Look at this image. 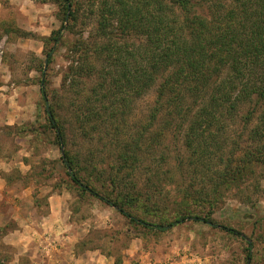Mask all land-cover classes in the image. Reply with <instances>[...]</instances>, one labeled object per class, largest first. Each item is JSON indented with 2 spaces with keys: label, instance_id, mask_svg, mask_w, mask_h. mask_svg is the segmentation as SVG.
<instances>
[{
  "label": "rangeland",
  "instance_id": "rangeland-1",
  "mask_svg": "<svg viewBox=\"0 0 264 264\" xmlns=\"http://www.w3.org/2000/svg\"><path fill=\"white\" fill-rule=\"evenodd\" d=\"M91 9L89 4L82 8L75 33L63 30L53 62L47 66L45 40L61 28L58 1L0 0V264H247V240L252 243V264H264V179L257 180L262 168L256 180L223 191L222 204L213 214L220 226L241 236L193 221L166 232L149 231L71 184L61 161L64 150L88 169L92 184L104 193L101 185L118 175L123 141L141 128L156 99L151 90L133 100V112L125 121L109 122L99 132L88 128L84 134L76 109L99 75L81 76L70 89L75 76L69 69L74 55L70 48L79 39H102ZM95 63L100 70L102 60ZM43 73L50 104L68 135L64 150L47 121L40 90ZM115 129L119 133L114 135ZM107 131L113 136H107ZM236 131L237 127L228 131L231 139H236ZM172 135L168 131L160 146L145 143L137 170L127 180L132 184L128 189L119 184L115 190V196L136 192L133 197L140 203L152 196L159 204L152 211H161L157 217L136 212L151 222L172 218L182 203L181 191L196 183L189 169L183 174L178 171L182 163L187 164L188 150L184 137L179 142ZM152 169L160 179L156 195L148 189ZM257 184L263 190L255 189ZM187 203L192 213L207 215V204Z\"/></svg>",
  "mask_w": 264,
  "mask_h": 264
},
{
  "label": "trees",
  "instance_id": "trees-1",
  "mask_svg": "<svg viewBox=\"0 0 264 264\" xmlns=\"http://www.w3.org/2000/svg\"><path fill=\"white\" fill-rule=\"evenodd\" d=\"M57 1L61 28L45 40L47 66L53 62L63 30L75 33L86 4L97 16L96 28L102 36L99 42L79 39L70 48L74 55L69 69L75 74L70 89L77 86L81 76L99 75L76 109L85 135L88 128L99 132L102 126L107 129L109 122L125 121L133 112V100L151 90L156 95L147 120L135 136L127 135L123 141L118 175L101 185L102 193L92 184L88 169L64 150L68 135L50 104L52 96L43 73L40 90L47 121L64 150L61 161L71 184L82 194L116 208L131 224L149 231L166 232L193 221L241 236L232 228L220 226L213 214L222 204L223 191L241 187L250 178L256 180L258 168L263 171L257 180L264 179V0ZM97 60L103 62L100 70ZM234 127L238 132L236 139H231L228 131ZM168 131L179 142L184 137L187 164L182 163L178 171L183 174L189 169L199 188L191 183L181 191L183 204L172 218L151 222L136 212L143 210L144 215L154 213L157 217L161 211H152L159 205L152 196L140 203V198L138 202L133 197L136 192L115 196V190L119 184L127 189L132 184L127 180L137 170L139 154L145 151L143 145H162L161 138ZM118 133L115 129L114 135ZM106 134L113 136L110 131ZM161 158L165 160V154ZM156 174L152 169L148 186L155 195L161 189ZM259 187L257 184L255 189ZM187 202L207 204V215L192 213L186 209ZM247 243V264H252V243Z\"/></svg>",
  "mask_w": 264,
  "mask_h": 264
}]
</instances>
